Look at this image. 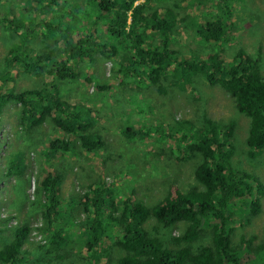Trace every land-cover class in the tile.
<instances>
[{
	"label": "trees",
	"instance_id": "trees-1",
	"mask_svg": "<svg viewBox=\"0 0 264 264\" xmlns=\"http://www.w3.org/2000/svg\"><path fill=\"white\" fill-rule=\"evenodd\" d=\"M4 1L6 5L3 7L4 14L0 16V24H7L13 28L17 26L15 33L20 30L22 35L24 32L36 35L44 32L49 37V31L54 30L58 35L54 41V48L49 53L38 55L31 53L34 56L26 60L20 58L14 48L5 47V55L0 59V125L3 123L2 119L7 113L8 105L11 102L18 104L19 109L13 112L14 133L21 132L17 137L26 135L44 122H49L59 133H71L76 136L80 146L87 151L97 150L98 146H101L100 137L94 130L95 116L98 114L96 110H90L87 106L86 113L76 111L75 103L70 104L61 99L59 88L54 84L29 89L30 87L18 86L17 81L23 73H33L40 77L39 69H43L42 64L47 63L51 54L54 64L46 67V72H54L55 77L59 78H73L76 75L73 62L85 57L94 61L96 57L93 54V46H105V43L97 41L102 24L104 30L112 36L109 38H121L125 41L129 39L128 32L135 35L134 42L119 43L129 51L125 58L126 72L128 70L134 79L144 77L151 80L150 82H158L171 70L176 76V79L172 80L175 85L178 86L185 80V84L189 86L190 81L185 68L192 69L194 66L210 84L222 86L232 98L233 114L222 119L205 118L202 130L197 127L194 131L186 120L179 118H175V123L177 122L175 125L168 126L174 133L173 137L179 136L181 140L187 142L184 148L190 154L202 159L197 163L194 176L198 184L204 185V189L197 190L196 187H192L190 191L176 187L173 190L167 189L153 204H148L143 197L137 199L126 197L120 207H117L110 190L107 192L102 187L103 184L88 185L83 191L85 193L82 198H79L85 213L84 230L79 233V238L82 239L80 247L77 251L70 250L73 254L67 259L62 253L61 255L58 253L57 257L62 258L60 260L64 264H99L104 255L109 258L102 264H240L242 259L239 253L243 252L241 245L245 242L243 255L245 261L242 264H264V230L256 244L251 243L252 238L244 239L242 234L240 235L242 240L233 242L229 240L233 227L226 225L227 220L234 221L235 209H239L241 214L247 211L253 213L242 205L241 198L247 197L253 204V210L258 211L257 196L262 197L264 193V184L259 182L253 173L241 169L234 170L230 164L232 152L230 142L234 140V133L239 127L238 116L246 118L244 131L247 138L244 141L249 147L246 154L255 157L264 148V55L261 52L264 49V39L254 40L253 45L259 48L249 53L245 51L248 46L242 44L245 40L229 37L226 28L221 27L218 30L210 26V22L202 23L197 18V31L204 39L202 42H212L214 45L204 50L193 42L194 45L189 47V51H184L170 43L175 36L176 24L171 9L164 5L147 11L144 10L145 6L142 3L136 4L135 0H84V6H90V9L94 10L96 20H101L98 24L100 30L91 24L84 29L80 28L76 38L72 39L68 30L74 26L66 15L76 17L80 6L77 0ZM219 2L223 9H227L224 11H229L234 0ZM53 7L62 11V17ZM129 10L132 21L126 19ZM17 11L27 17L24 19L25 22L23 20L20 24L16 23L14 17ZM159 17L165 18L166 23H160ZM139 22H146L161 33L158 44H152L143 38L145 35L136 28ZM45 40L43 37L42 41ZM235 42H240V46L236 48L232 45ZM49 46H53V43L50 42ZM222 48L237 49L233 53L229 51L226 53L227 56L232 55L229 62L221 58ZM185 52L190 54L186 56ZM57 54L61 56L59 59L56 58ZM202 56L205 58L203 62L200 61ZM2 60L4 67L1 65ZM106 86L110 90V85ZM123 132L130 137H150V134L141 128L125 127ZM71 144V139L63 143L62 139L52 137L49 140V152L61 154L70 148ZM169 148L174 151L173 147ZM22 152L23 150L8 153V158L12 159V162H8L6 175L15 173L16 167L22 166L16 165L18 162L15 163L17 155L20 156ZM116 156L118 159L122 158L121 155ZM114 167L116 168V165ZM60 180L59 171H48L39 180L43 200L39 196L32 200L33 210L40 209L45 230L50 231L51 239L40 245L45 255L48 243L59 246L63 244L67 234V229L59 218L60 210L65 208L60 197ZM18 182L22 191V179ZM70 201L73 203L74 197H71ZM66 203H69L68 200ZM203 216L210 217L209 228H206L205 232L206 239L199 234L205 224L201 219ZM146 217L154 218L161 227L167 229L163 238L159 239L148 233L142 225L148 219ZM116 221L122 226L118 231L117 240L121 251L110 257L105 246L101 244V239L110 234V226ZM178 223H182L184 228L177 235H172L171 231ZM6 232L8 235L0 243V264H16L19 259L16 258L17 254L21 252L22 239L28 235L29 226L20 223L6 228ZM41 256L44 257L42 254L38 255ZM42 260L44 264H50L53 259ZM29 262L37 264V261Z\"/></svg>",
	"mask_w": 264,
	"mask_h": 264
},
{
	"label": "rangeland",
	"instance_id": "rangeland-1",
	"mask_svg": "<svg viewBox=\"0 0 264 264\" xmlns=\"http://www.w3.org/2000/svg\"><path fill=\"white\" fill-rule=\"evenodd\" d=\"M77 1L80 6L76 17L72 18L71 15H66L74 26L68 30L72 39L76 38L80 28L84 29L91 24L98 30L94 10L90 9V6H84V0ZM135 3H142L145 6L144 10L147 11L158 6L169 7L177 19L174 26L175 36L172 37L170 43L175 48L180 47L184 51H189V47L194 45L193 42H196L204 50L214 45L212 42L203 43L200 40L203 37L196 31L198 29L196 26L197 18L202 23L210 20L211 26L222 27L223 24L226 28L229 27V37L237 38L240 41L245 40L242 44L248 46L245 51L249 53L259 48L253 45L254 40L264 39V0H234L229 11H224L227 9H223L219 0H135ZM5 5L6 2L0 0V16L4 14L3 7ZM53 9L62 17L63 13L59 8L53 7ZM17 12L14 18L16 23L20 24L27 17L20 14V11ZM96 21L100 22L101 20ZM16 28L7 24H0V59L5 55V47L14 48L19 57L26 60L34 56L31 53L38 55L53 50L54 41L58 36L54 32L56 30L49 31L48 37L44 32L37 35L36 33L24 32L22 35L20 30L15 33ZM102 29L103 32H106L103 24ZM254 29L256 31L252 32ZM49 30L51 29L49 28ZM246 30H250V32H245ZM43 37L46 39L45 41H42ZM145 38L152 41L153 44L159 43V39L151 34L145 35ZM97 41L105 43V46H93V54L96 57L94 61L85 57L75 63L73 62V69L76 74L73 78H59L55 77L54 72H46V69L54 64L52 61L53 54H51L47 63L42 64L43 69H39L40 77L33 73H23L20 74L21 76L17 81L18 86L30 87L29 89H39L44 87V84H47L48 87L54 84L55 87L59 88L61 99L70 104L75 103L74 109L76 111L81 113L85 111L86 113L87 106L90 107V110H96L98 114L95 116L94 130L101 141V146H98L97 150L87 151L83 149L76 136L71 133H59L57 128L49 122H44L31 132H27L26 135L17 137L21 132L15 134V123L11 125L15 121L13 112L19 109V106H16L14 102L8 105L7 113L2 119L0 139L10 137L6 143L8 152L19 150L24 152L20 156L17 155L15 159V163H19L16 165L22 166H17L15 173L11 172L8 176L3 177L4 166L3 161L0 160V184L4 186H0V190H3L0 194V209L5 211L10 227L20 223H26L29 226L28 235L22 239L21 252L17 254L16 258L19 259L16 264H31L29 261L44 264L42 259H53L50 264H64L60 260L62 258L57 257L58 253L65 255L67 259L73 254L70 250L77 251L82 240L81 237L79 238V233L84 230L85 219V213L78 201L84 195L85 192L83 191L88 185L103 184L102 187L107 192L110 190L117 207H120L121 202L123 203L126 197L136 199L143 197L148 204H153L155 200L162 197L167 189L173 190L176 187L190 191L192 187H196L197 190L205 188L204 185L196 182L193 172L194 165L202 159L190 154L184 146L182 149L192 159L186 158L182 152L176 150L177 138L170 137L166 140L169 146L173 147L174 151L172 152L167 145L165 146L166 150L161 148V143L155 132L154 134L151 133L149 138L143 136L130 137L123 132L125 127L169 133L168 126L175 125L177 123H175V118H179L186 120L191 129L196 131L197 127L202 130V127L205 126L203 125L205 118L222 115L227 117L233 114L232 99L223 92L211 94L212 102L210 106L207 105L208 95L198 79L192 80L193 83L190 82L189 86L185 84V80L177 86L172 81L176 79V76L172 74L171 70L167 72L166 77L162 76L158 82H150L151 80L144 77L139 78V80L134 79L128 70L126 72L125 58L129 53L128 49L120 44L118 48H115L113 38L98 37ZM121 41L125 43L123 39ZM50 42L53 43V46H49ZM232 45L237 48L240 46V42H235ZM225 50L233 53L237 49L225 48ZM261 52L264 55V49ZM189 54L185 52L186 56ZM60 57L59 54L56 55L57 59ZM3 61H1L2 67L5 66ZM106 85H110V90ZM179 94H183L187 99L181 100ZM192 100L202 110L189 104V101ZM163 107L164 109L159 110ZM237 120L241 129L239 133H234L233 139L239 145L240 150L237 152L232 149L230 164L234 170L241 169L251 173L256 171L257 175L264 178V148L258 152L260 156L257 157V153L255 158H250L245 154L244 151L249 149L246 143L242 141V139L247 138V133L243 132L246 128V118L238 116ZM52 137L62 139L63 143L71 139L72 144L61 154L50 153L49 140ZM230 144L232 145V141ZM116 155H121L122 158L118 159ZM179 160L182 162L177 163ZM55 170L61 174L60 197L65 208L60 210L59 218L66 227L67 234L63 244H58L59 246L55 243L53 245L48 243L47 254L45 255L42 253L40 245L46 244L50 231L45 230L44 218L39 213L40 209L33 210L32 200L37 199L36 196L43 200L39 180L48 171ZM20 179H22V191H20L18 182ZM9 180L11 182L9 193L12 195L6 193L8 183H10L7 181ZM71 197H74L73 203L69 200ZM67 200L69 203H66ZM240 200L242 205L248 209L247 197L244 196ZM262 203L263 207L258 215L248 213L249 211L241 214L239 209H235L234 221L227 220L226 223V225L233 227L229 235L230 241L239 242L242 240L241 234L245 236L250 233L251 235L246 236V239L252 238V244H256L257 240L261 239L264 230V198ZM210 217L212 218L213 214ZM210 217L203 216L201 218L205 224H203L199 234L203 235L205 239ZM247 223L249 224L241 230L239 224ZM142 225L149 234L159 239L164 237L167 230L152 217H149ZM121 227V223L112 222L110 234L101 239V244L105 246L110 257L119 254L121 251L117 241L118 231ZM183 228L182 223L175 224L172 235H177ZM244 243L241 245L243 252L239 253L240 259H242L240 264L245 261L243 256L245 253ZM41 254L44 255L43 258L42 256L38 257ZM108 258L104 255L99 264Z\"/></svg>",
	"mask_w": 264,
	"mask_h": 264
},
{
	"label": "clouds",
	"instance_id": "clouds-1",
	"mask_svg": "<svg viewBox=\"0 0 264 264\" xmlns=\"http://www.w3.org/2000/svg\"><path fill=\"white\" fill-rule=\"evenodd\" d=\"M96 16V15H95ZM173 17H174V19H175V21H177V19H176V17H175V14L173 13ZM254 17V16H253ZM126 19H128V20H130V21H132V17H131V11L129 10V11H127V15H126ZM159 21H160V23H162V24H165L166 23V19L165 18H162V17H159ZM207 22H210L211 24H212V22L210 21V20H206V23ZM96 23H100V22H98V21H96ZM126 26V25H125ZM129 26H131V24L130 25H128L127 26V29L129 28ZM211 26V25H210ZM212 27H214V28H216V29H218V30H220V28L221 27H216V26H212ZM136 28H137V30L139 31V32H141L143 35H147V34H151V35H153L154 37H156V38H158L159 36H161V33L156 29V28H154V27H151L150 25H148V24H146V22L145 23H141V22H139L138 23V25L136 26ZM226 27H225V25H223L222 24V29H225ZM259 29H260V27H259ZM100 30V28L98 27V31ZM226 30H227V32H226V34L229 36V27L228 28H226ZM197 31V30H196ZM254 31H256V30H252V32H254ZM245 32H250V30H246ZM128 37H129V39H127V40H125V43H132V42H134V39L136 38L135 37V35L133 34V33H130V32H128ZM240 36V35H239ZM100 37H112L110 34H108L107 32H103V29L100 31ZM146 41H149L150 43H152V41H150V40H148L147 38H145V37H143ZM113 39H114V44H113V46L115 47V48H118V46H119V43L120 42H122L121 41V38L120 39H118V38H115V37H113ZM200 40L202 41V40H204V39H202V38H200ZM153 44V43H152ZM222 52H223V56L221 57L225 62H229L231 59H232V55L231 56H227V52L228 51H226L225 50V48H222ZM227 58V59H226ZM90 60H93V59H90ZM200 61L201 62H203V61H205V58H204V56H202L201 57V59H200ZM186 70H187V72H186V75L188 76V78H189V81L191 82V83H193V81L192 80H196V79H198L201 83H202V85L204 86V88L203 89H205L206 90V94L208 95V99H207V105H209L210 106V104H211V94H217V93H221V92H223V93H225L227 96H229L230 97V95H229V93H228V91H226V89H224L222 86H220V85H215V84H210L206 79H205V77L201 74V73H199V72H197V70L196 69H194V66H193V68L192 69H187V68H185ZM163 92H165L164 90H163ZM141 93V92H140ZM179 98L181 99V100H185V99H187L183 94H179ZM231 98V97H230ZM232 99V98H231ZM190 103L189 104H191V105H193L194 107H196L197 109H199V110H202L201 109V107H199L198 106V104L195 102V101H189ZM16 106H19L18 104H15ZM161 109H164V107L163 108H160L159 110H161ZM218 112H220V111H218ZM222 117H224L223 115L222 116H214L212 119H222ZM14 122H12L11 123V125L13 124ZM1 126V125H0ZM240 127H237V130H236V132H240ZM169 130V133L168 132H164V133H159L158 132V130H156V131H153V130H145L146 132H148V134H150L151 135V133H153L154 134V132L158 135V140H159V142L161 143V148H163L164 150H166L165 149V146L167 145V146H169V144L167 143V138H170V137H172V138H177V143H176V147H175V149L176 150H178V151H180V152H182L183 153V155L184 156H186V158H189V159H192L190 156H188L186 153H185V151L182 149V147L183 146H186L187 145V142L185 141V140H181L180 139V137L179 136H172L171 134H174L173 132H172V130L171 129H168ZM0 131H1V128H0ZM243 132H245L244 130H243ZM9 138L10 137H7V138H3V139H0V160H2L3 161V166H4V169H3V172H2V175H3V177L4 176H8V175H6L5 174V170L7 171V166H8V162H12V159L11 160H9V158H8V145L6 144L7 142H8V140H9ZM242 141L243 142H245L244 141V139H242ZM180 147V148H179ZM226 147H229V145H226ZM232 149L234 150V151H239L240 150V147H239V145L236 143V141L235 140H233L232 141ZM4 151V153H2ZM245 152V154H246V150L244 151ZM235 155V153L233 154V156ZM247 155V154H246ZM248 156V155H247ZM260 156V155H259ZM249 157V156H248ZM257 157H258V155H257ZM250 158H255V157H250ZM9 160V161H8ZM182 161L181 160H179L177 163H181ZM174 163V162H173ZM196 166H197V164L196 165H194V171L193 172H195V168H196ZM253 176H255V178L259 181V182H261L262 184H264V178H262L260 175H257V173H256V171H253ZM7 182H10V180L9 181H7ZM0 186L1 187H4V186H2L1 184H0ZM10 186H11V182L10 183H8V186H7V189H6V193L7 194H9V195H12V194H10L9 193V188H10ZM2 192H3V190H0V194H2ZM263 195H264V193H263ZM257 198H258V208H259V210L258 211H254L253 210V204H251L252 202L251 201H249L248 199H247V203H248V209H250L252 212H253V214L254 215H258V213H260L261 212V210H262V207H263V203H262V200H263V198L264 197H261V196H257ZM71 199V198H70ZM69 199V200H70ZM22 203H24V202H22ZM22 203H20V204H22ZM254 203V202H253ZM33 208V207H32ZM7 216H6V213H5V211L3 210V209H0V243L2 242V241H4V238H6V236L8 235V233L6 232V228H11L10 226H9V224L7 223ZM249 223H247V224H239V226H241V230L244 228V226L245 225H248ZM234 229H235V226H234ZM240 230V231H241ZM172 232V231H171ZM248 235H251V233L250 234H247V235H241V236H243V238L244 239H246V236H248ZM118 237H119V235H118ZM118 237H117V240H118ZM22 246V245H21ZM21 248V247H20Z\"/></svg>",
	"mask_w": 264,
	"mask_h": 264
},
{
	"label": "bare ground",
	"instance_id": "bare-ground-1",
	"mask_svg": "<svg viewBox=\"0 0 264 264\" xmlns=\"http://www.w3.org/2000/svg\"><path fill=\"white\" fill-rule=\"evenodd\" d=\"M60 188V187H59ZM79 202V201H78Z\"/></svg>",
	"mask_w": 264,
	"mask_h": 264
}]
</instances>
